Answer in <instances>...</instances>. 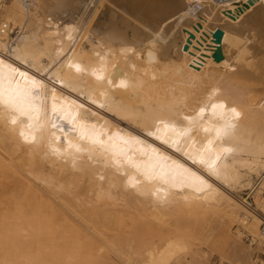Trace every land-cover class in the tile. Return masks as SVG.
<instances>
[{
	"label": "bare ground",
	"instance_id": "1",
	"mask_svg": "<svg viewBox=\"0 0 264 264\" xmlns=\"http://www.w3.org/2000/svg\"><path fill=\"white\" fill-rule=\"evenodd\" d=\"M248 1L0 0V264H208L220 244L256 264L264 0L233 18Z\"/></svg>",
	"mask_w": 264,
	"mask_h": 264
},
{
	"label": "rangeland",
	"instance_id": "2",
	"mask_svg": "<svg viewBox=\"0 0 264 264\" xmlns=\"http://www.w3.org/2000/svg\"><path fill=\"white\" fill-rule=\"evenodd\" d=\"M1 4L6 5L10 4V0H1ZM22 13L18 10H12L10 9L7 13V19L8 21L14 24H19V21L21 19ZM260 182V179L256 181L255 187ZM242 197L248 198L249 202H252V195L251 193L247 194V192H242L240 194ZM235 229V228H234ZM233 229V230H234ZM247 236H243L242 241L245 246L252 247V259L256 261V264H264V250L261 249L262 245H260V248H256L254 245L249 244V240L246 239ZM203 249V250H202ZM207 249V250H206ZM200 254H204L205 258L201 259L203 263L208 264H221V257H225L227 262H223V264H248L245 255L242 256H234L230 252L229 246L226 245H217L216 247H207L202 246L199 250ZM189 259V258H188Z\"/></svg>",
	"mask_w": 264,
	"mask_h": 264
},
{
	"label": "water",
	"instance_id": "3",
	"mask_svg": "<svg viewBox=\"0 0 264 264\" xmlns=\"http://www.w3.org/2000/svg\"><path fill=\"white\" fill-rule=\"evenodd\" d=\"M252 3L253 1L249 0L246 4H241L239 7H237L233 13V18H235L238 14L242 13ZM192 37L193 35H190V38ZM221 38H222V31L216 30L212 37V41L215 47V50L213 52V57L215 58V60L218 61L223 58L221 54V46H220ZM184 49H187V47L185 46Z\"/></svg>",
	"mask_w": 264,
	"mask_h": 264
},
{
	"label": "built area",
	"instance_id": "4",
	"mask_svg": "<svg viewBox=\"0 0 264 264\" xmlns=\"http://www.w3.org/2000/svg\"><path fill=\"white\" fill-rule=\"evenodd\" d=\"M192 6L194 7V11L196 12V13H199L200 12V4H198V2L196 1V2H192ZM246 239L247 240H249V237L247 236L246 237ZM250 242V241H249Z\"/></svg>",
	"mask_w": 264,
	"mask_h": 264
},
{
	"label": "snow or ice",
	"instance_id": "5",
	"mask_svg": "<svg viewBox=\"0 0 264 264\" xmlns=\"http://www.w3.org/2000/svg\"><path fill=\"white\" fill-rule=\"evenodd\" d=\"M122 84H123V82H121ZM217 106L216 105H213V109H215ZM221 107H223L222 105H221ZM204 111V109H201V112H203ZM233 111H235V110H233ZM237 115H238V113H237Z\"/></svg>",
	"mask_w": 264,
	"mask_h": 264
}]
</instances>
